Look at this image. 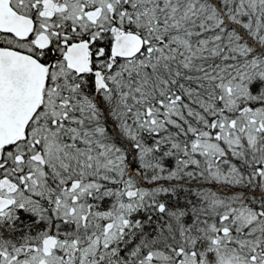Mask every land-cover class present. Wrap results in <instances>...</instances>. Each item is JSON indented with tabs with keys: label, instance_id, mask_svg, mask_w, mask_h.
<instances>
[{
	"label": "snow or ice",
	"instance_id": "obj_1",
	"mask_svg": "<svg viewBox=\"0 0 264 264\" xmlns=\"http://www.w3.org/2000/svg\"><path fill=\"white\" fill-rule=\"evenodd\" d=\"M0 264H264V0H0Z\"/></svg>",
	"mask_w": 264,
	"mask_h": 264
}]
</instances>
